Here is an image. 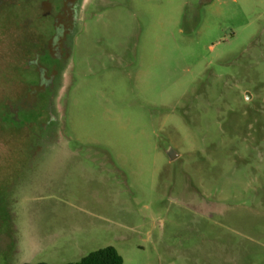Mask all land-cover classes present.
Segmentation results:
<instances>
[{
	"label": "rangeland",
	"instance_id": "1",
	"mask_svg": "<svg viewBox=\"0 0 264 264\" xmlns=\"http://www.w3.org/2000/svg\"><path fill=\"white\" fill-rule=\"evenodd\" d=\"M23 4L0 0L2 99L36 82L25 34L43 25ZM78 16L48 129V94L19 123L0 99V264L107 247L264 264V0H82Z\"/></svg>",
	"mask_w": 264,
	"mask_h": 264
},
{
	"label": "flooded vegetation",
	"instance_id": "2",
	"mask_svg": "<svg viewBox=\"0 0 264 264\" xmlns=\"http://www.w3.org/2000/svg\"><path fill=\"white\" fill-rule=\"evenodd\" d=\"M20 3H24L20 12V20L24 26L32 28L36 24L43 25V28L25 34L30 46L24 69L31 72L29 76L35 78L36 82L28 86L26 93L23 91V96L20 93L21 98L17 100L10 97L0 98L2 112L9 114L12 123H19L21 111L40 104L41 97L48 94V100L43 102V108L48 115L43 125L47 130L54 120L52 107L62 74L61 65L69 53L65 41L76 35L82 0H20ZM23 84L26 88V81ZM47 137L40 138L43 143L40 148L45 144L50 145Z\"/></svg>",
	"mask_w": 264,
	"mask_h": 264
},
{
	"label": "trees",
	"instance_id": "3",
	"mask_svg": "<svg viewBox=\"0 0 264 264\" xmlns=\"http://www.w3.org/2000/svg\"><path fill=\"white\" fill-rule=\"evenodd\" d=\"M70 264H124V261L115 248L107 247L90 253L89 255L82 258L80 262Z\"/></svg>",
	"mask_w": 264,
	"mask_h": 264
}]
</instances>
